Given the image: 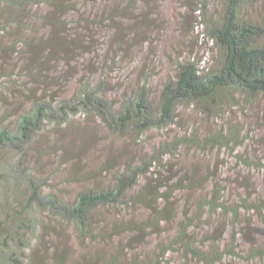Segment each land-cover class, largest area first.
Segmentation results:
<instances>
[{"label": "trees", "instance_id": "1", "mask_svg": "<svg viewBox=\"0 0 264 264\" xmlns=\"http://www.w3.org/2000/svg\"><path fill=\"white\" fill-rule=\"evenodd\" d=\"M122 1L48 0L49 11L40 19L41 29L33 31L43 32L40 37L28 36L19 44L0 47L7 56L25 59L24 66L14 71H20L26 80L17 91L20 108L6 104L0 114V264H20L18 252L23 255L31 250L34 240L30 264H164L175 247L184 250L188 263L222 264L240 254L232 247L223 248L222 237L218 240L213 233L209 236L210 232L202 235L206 211L230 219L234 237H247L243 227L249 225L251 216L264 218V202L254 198L243 180L234 184L247 194H238L233 200L222 185L225 179L211 182L210 187L209 174L199 179L200 184L194 171L181 174L182 170L169 169L172 175L168 178L161 173L182 150L225 149L235 155L243 147L245 139L237 128L220 129L204 138L196 133L189 136L183 133L184 124H179L178 118L183 106L217 119L227 105L238 104L237 99L253 103L264 98V23L243 14L253 0H225L223 12L216 17L203 4L208 17L203 23L218 53L212 67L205 69L197 60H180L175 76L163 82L159 93L151 91L150 78H142L141 72L134 92L119 101L109 98L110 92L117 90L108 80L109 68L139 54L142 30L151 32L158 25L155 20L142 22L140 14L137 17L142 0H129L125 6ZM4 3L21 15L29 5L27 1L2 0L0 6ZM108 37L114 39L110 41L114 45L104 47L110 65L103 67L98 56ZM80 113L94 119L105 133L86 134L84 140L89 145L112 136L116 142L129 139L139 149L148 133L169 132L170 138L171 132L177 134L176 127L181 130L171 142L164 138L146 155H142L143 149L139 156L119 163L112 161H118L120 155H111L101 168L83 175L76 158L88 151L79 149L74 137L62 135ZM41 140L46 145L34 154L37 160L62 148L65 154L77 153L67 159L72 172L66 186L79 183L82 187L73 200L64 189L47 190V184L38 182L30 172L34 161L28 158L29 153ZM166 158L170 161L165 162ZM239 160L247 164L248 174L254 167H264L261 160H249L247 153H241ZM108 163L115 174L109 172ZM201 185L203 202L196 211L188 212L194 188ZM184 200L181 215L179 205ZM34 207L41 220L33 214ZM49 219L59 222L68 233L66 247L52 252L47 247L53 226ZM74 245L83 251L73 249ZM254 256L264 258V248Z\"/></svg>", "mask_w": 264, "mask_h": 264}, {"label": "rangeland", "instance_id": "2", "mask_svg": "<svg viewBox=\"0 0 264 264\" xmlns=\"http://www.w3.org/2000/svg\"><path fill=\"white\" fill-rule=\"evenodd\" d=\"M21 1H27L29 4L26 9L27 11L22 13L23 18L19 12L9 7L6 3L0 6V31L5 29L3 33H0L1 48H8V46L19 44L27 39L28 36L40 37L43 33L39 32L35 34L33 31L41 29L42 22L40 19L49 11L47 8L48 0ZM128 1L123 0L121 3L125 6ZM1 2L2 0H0V4ZM225 2V0L139 1L138 6H142V9L136 12L137 17L140 14L142 22H145L146 19L155 20L158 25L151 32L147 29L142 30V51L139 50V54H134L131 58L125 60V62L119 65L117 63L109 68L108 80L117 89L115 92H110L109 98L122 101L124 97L131 95L137 87L141 72L142 78H145L147 75L150 78L149 88L151 91L159 93L163 82L168 77L175 76L176 65L180 60H197L200 61L205 69L212 67L218 58V53H216L214 42L203 23V20H208V17L204 16L203 4H207V11L211 13L210 15L216 17L223 12ZM243 14L246 18L253 19L256 23H264V0H253V4L246 8ZM13 16H15V19ZM111 36L112 33L109 34V37ZM109 37L105 41H102L100 49L103 52H100L98 56V62H101L100 64L103 67L110 65L104 57V47L108 49L114 45L110 42L114 41V39ZM140 53L142 54L140 55ZM6 56L0 49L1 115L4 112L6 104L18 105V108H20L21 100L17 97V91L26 82L20 71H14L19 66H24L25 59L21 57L17 59L16 56L13 58L7 56L6 58ZM4 61L5 63L3 64ZM3 98H5V101ZM237 100L238 104L231 103L226 106L227 108L222 109L223 111L219 113V118L217 119H213L211 116H204V114L197 113L192 108L186 109L187 107L183 106L178 122L179 124L183 122L184 126L181 128H184V134L190 136L196 133L201 138L220 129L226 132L228 130L232 131V128H237V131L242 133L241 137L245 139L243 147L238 148V153L236 152L234 155L225 149H208L204 152L191 149L190 152L189 150L187 151L190 155H186V150H182L177 160L161 168V173L165 178L172 175L168 172L170 169L172 172L182 170L181 174L192 173L194 171L198 180L209 174L211 175V180L209 181L210 187L212 185L210 184L211 182H221L225 179L226 181L222 185L226 187L227 195H230L233 200L238 199V194H247L245 190L237 188L239 187L237 182L234 184V181L239 179L240 183L243 180L244 184L249 187L248 191H252L254 198L264 202V167H254L250 170L251 173L248 174L247 164H242L239 160L241 153H247L249 160L253 162L261 160L264 163V98H260L253 103H249L246 98ZM12 120H16V118ZM174 130L178 134L181 129L180 127H176ZM157 131L155 130L146 134L143 146H140L139 149H135L129 139L116 142L112 136L107 138L101 137L100 143H91L89 145L84 140L86 134H97L99 136V134L105 135V133L101 132V128L96 125L94 119L90 120L80 113L72 118L70 124L63 129L62 135H69L70 138L74 137L77 140V147L79 149L83 147V151H88L86 154H83V157L79 156L76 158V161H79L81 166L79 167V171L85 175L105 165L111 155L116 157L120 155L118 161H112L114 163H119L120 159L125 160L132 155L139 156V153L143 149L145 151L142 155H146L148 151H152L153 147L159 145V142L164 140V138H167V141L171 142L173 136L177 135L171 132V137L169 138V132L161 134ZM42 141L36 142L29 153L28 158L34 161L30 172L36 177L38 182L47 184V187H49L47 190L59 192L64 189L68 192V198L73 200L75 194L82 187L79 183L78 185L66 186V179L70 178V173L72 172V163L67 162V159L77 156V153L67 152L65 154L62 148L61 150L52 151V153L44 156L41 160H37L33 156L40 151L41 145H46ZM11 159L13 158L11 157ZM168 161H170V158L165 159V162ZM108 165L112 168L109 172L115 174L116 171L111 166L112 164L108 163ZM124 165L121 166L124 167ZM199 182L202 184L201 180ZM201 187L202 185L194 188L196 190L191 195L188 212L192 213L196 211L201 202H203V199H200V195L204 187ZM235 188L237 189L232 191ZM10 189H13V185ZM23 199H20L19 202H22ZM184 205L185 200L179 205L181 215L185 207ZM34 210L35 207L32 210L35 217L41 220V213L38 209L36 213ZM205 218L206 227L200 231L202 235L205 236L210 232L209 236H212L211 234L213 233V237L218 240L222 237L223 248L225 246L232 247L240 254L238 257L225 259L222 264H264V258L254 256V252L264 248V218H259L255 215L251 216L249 225L246 224L243 227L247 230V237L241 234L234 237L231 220L224 219L223 215H209L208 211H206ZM50 221L53 223V226L52 233L47 235V247L52 252L54 248L66 247L65 242L68 239L66 236L68 233L59 222L54 219L53 221L49 219ZM236 229L235 232L239 233V227H236ZM35 246L36 241L34 240L33 244H31V250ZM77 248L83 251V248L81 249L80 246L74 245L73 249ZM179 248L181 247H175L174 252L166 258L164 264H191L186 261L184 250ZM73 249L71 251L74 253ZM31 250H27L23 255L18 252L20 264H30ZM44 250L45 248L41 250V253H44ZM77 256L78 254H76ZM44 264H47V262L45 261ZM193 264H198V262L194 260Z\"/></svg>", "mask_w": 264, "mask_h": 264}]
</instances>
